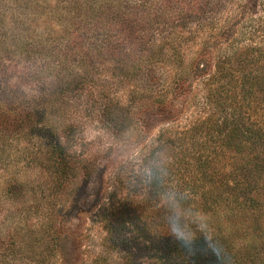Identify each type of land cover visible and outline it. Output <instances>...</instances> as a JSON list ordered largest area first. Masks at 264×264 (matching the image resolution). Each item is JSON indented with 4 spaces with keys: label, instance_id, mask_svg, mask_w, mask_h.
Instances as JSON below:
<instances>
[{
    "label": "rangeland",
    "instance_id": "374dc122",
    "mask_svg": "<svg viewBox=\"0 0 264 264\" xmlns=\"http://www.w3.org/2000/svg\"><path fill=\"white\" fill-rule=\"evenodd\" d=\"M261 47L264 0H0V264H185L170 187L207 218L202 252L223 235L230 264L262 261L264 155L236 168L230 142L236 107L238 132L264 129ZM165 148L168 174L139 183Z\"/></svg>",
    "mask_w": 264,
    "mask_h": 264
},
{
    "label": "trees",
    "instance_id": "16d2710c",
    "mask_svg": "<svg viewBox=\"0 0 264 264\" xmlns=\"http://www.w3.org/2000/svg\"><path fill=\"white\" fill-rule=\"evenodd\" d=\"M136 7L137 6H134V10L136 9ZM122 12L127 13V12H129V10H125ZM182 19H183V17H179V19H178L179 21H176L175 23H173L171 25L173 27L176 25V23L179 25L180 23H182V21H183ZM156 24L157 25L160 24L159 21H155L153 23L154 26ZM101 29H102L101 25H96L95 27H89L88 28V31L90 32V37H86V40L88 43L90 42L89 44L92 45V47L94 45L96 48L99 47L102 49L103 45L104 46L106 45L107 41L104 40L105 38L103 39V37H104L103 35L105 34V32L100 33ZM93 33L96 34L95 38L93 37ZM101 35H102V37L100 38ZM148 42L149 41H147V44H148ZM262 48L263 47H261L259 49V51L261 53L259 57H261V58L264 55V51ZM258 60H261V59L259 58ZM262 60H263V66H261V67L256 66V67L252 68V71H251V73H254V76H258L259 78L261 77V84L264 83V57ZM251 73L246 72L245 74L242 73V75H240V77H241L240 81L243 82L242 89H244V99H245V92H246V94H247V92L253 93L254 85L251 84V82H250V85H248L249 80H251L250 79ZM256 91H258V90L256 89ZM257 93L260 95L264 94V88L263 87L260 88V90ZM239 113H241V112L238 111L237 107H236L235 111L231 113V117H234V120H236L235 126L233 127L234 133L232 135H230V142L233 141V144H234L232 147V150H233L235 156L237 157V159H235V160H236V162H239L235 166H236V168H242L244 170H245V168L246 169L249 168L252 171L253 170H260V166H262L263 164L259 163L257 161V159L262 158V156L264 155V129L261 127L260 128H254L251 126L248 130L243 127L242 132H238V129L240 128L241 121H242L241 118H240V121L238 120V118H239L238 114ZM246 132H248V133H246ZM238 136H239V140H241V142L236 143ZM244 139L246 140V145L243 144ZM248 140H253L254 145L251 147L250 146L246 147V146H248ZM57 148H59V147L57 146ZM255 152H257V154H255ZM61 160L62 161L60 162V164L65 163V166H66L67 161L65 159L63 160L62 157H61ZM251 164H253V165L255 164L256 168L255 169L250 168ZM251 167H252V165H251ZM66 168H67V166H66ZM261 170H262V168H261ZM263 171H261V172H263ZM234 188L235 189L238 188L237 183H236V186ZM254 191L257 192L255 189H246L245 188V190L243 191L242 194L245 195L247 193L254 192ZM222 237H223V235L218 238V242H216L215 243L216 245L213 246L212 250L214 249V251L207 250V252H205V251L202 252L205 244L198 242L196 245V247H198V254L196 255L195 258H192L189 261H185V264H230L229 259L226 256L230 255V250H232V249L228 246V242H226L227 240H224ZM224 238L226 239V237H224ZM220 239H221V241H220ZM203 240L204 239H202L201 241H203ZM248 247H249V245H248ZM249 248H251V247H249ZM259 255H260V250L255 251V253L254 252L250 253V251H249L248 261H247V263H246V261H243V264H256V260H257V258H259ZM208 256H209V258H208ZM258 264H264V259L262 261H260Z\"/></svg>",
    "mask_w": 264,
    "mask_h": 264
},
{
    "label": "clouds",
    "instance_id": "9594fccd",
    "mask_svg": "<svg viewBox=\"0 0 264 264\" xmlns=\"http://www.w3.org/2000/svg\"><path fill=\"white\" fill-rule=\"evenodd\" d=\"M138 163H142L141 157H136ZM171 163V153L165 149L154 152L149 165L137 169L135 175L138 182L151 185L159 182L168 174ZM161 199L168 209L167 229L169 235L180 242L183 253L192 257L197 252V243L207 244L201 241L198 233L209 231V224L204 213L187 205L189 196L186 192L176 187H170L161 193ZM214 251V249L212 250ZM177 264H184L183 257H177Z\"/></svg>",
    "mask_w": 264,
    "mask_h": 264
}]
</instances>
